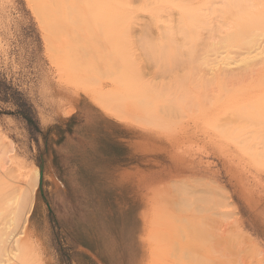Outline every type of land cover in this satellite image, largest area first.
<instances>
[{"label": "rangeland", "instance_id": "374dc122", "mask_svg": "<svg viewBox=\"0 0 264 264\" xmlns=\"http://www.w3.org/2000/svg\"><path fill=\"white\" fill-rule=\"evenodd\" d=\"M206 1L182 0L194 8L187 11L165 0H113L105 27L96 23L104 13L64 0L58 18L95 26L59 31L36 0H0V81L9 92L0 97V135L14 150L13 161L0 158V229L28 211L22 200L33 194L25 225L45 264H141L149 242L144 264H165L171 238L145 220L158 224L174 207L189 217L171 249L177 259L264 264V73L209 82L213 64L247 63L236 43L212 46L203 11L222 0ZM215 23L225 28L226 18ZM257 31L264 39V26ZM256 53L264 56V42ZM18 101L32 106L37 128Z\"/></svg>", "mask_w": 264, "mask_h": 264}, {"label": "bare ground", "instance_id": "6f19581e", "mask_svg": "<svg viewBox=\"0 0 264 264\" xmlns=\"http://www.w3.org/2000/svg\"><path fill=\"white\" fill-rule=\"evenodd\" d=\"M112 1L113 0H79V2H81L82 4H78L77 6L82 7L83 9H86V11H88L87 14H89L90 12L91 13H100L101 12V14L104 13V16L102 17L104 19L100 18L103 22H99L100 21V19H99V21H97L96 23L103 24L105 21L104 24H105V27H107V24L110 23L109 22L110 21L109 10L107 8H109V6H110V8L112 7ZM154 1L157 2L158 0H154ZM181 1L182 0H165L166 3H174L176 9L185 10V8H186L187 11H191V10L193 11L194 10V8H192L190 6L189 7L185 6L183 4V2H181ZM36 3H37V7L39 9V13L43 17V20L46 21V24L47 23L52 24L51 22L54 21L53 23L58 24L57 28H59V31L64 29V28L72 29L73 27H76V26H79L80 28H83V29H85L86 27H90V26L94 27L95 26L94 22L91 21L88 16L87 17L89 19H84V20L80 19V21H74L73 20L74 18H70L71 21H70V19L58 18L56 16V14L59 11L63 12L66 9V7L63 5V4H65L64 0H36ZM72 3L76 5L75 0H72ZM127 5L130 6L131 3L127 2ZM204 5L208 8V6H210V7L214 6V3L207 0L204 3ZM68 8L73 9L74 7L69 6ZM201 12L202 11L198 10V13H201ZM203 12H205L207 14L208 23L203 25L201 28H204L205 30L209 31V37H210L212 46L222 47L221 44L228 45L231 43H236L235 46H231V47L240 49L242 54H244V56H245L244 62L247 63L246 67H243L242 69H239V70H234V69H231L227 66H225V67H218L217 66V68H216V65L213 64L214 66L211 67L210 74H212L215 79H213L211 77V79H209L210 80L209 82H211L212 80L213 81L215 80V82L219 83L218 81H221V84H224L225 86H229V85L239 84L242 82L245 83L246 80L251 79L256 75H260V74L264 73V56H260L258 53H256L259 46L264 42V39L262 38L263 33H259L258 31L256 32V29L258 28V26H264V0H222L220 5L213 7L211 9H208V11H203ZM69 13L72 14V11H69ZM161 14H162V11L158 12L159 17L161 16ZM173 15H174V10L173 11L172 10L167 11V16H173ZM197 17L198 16L192 18V20H191L194 25L200 24V20L199 19L197 20ZM217 18H220V19L226 18L227 24H226L225 28L223 26L216 25L215 20ZM160 19L161 18H159V19L157 18L158 21H160ZM68 21H70V22H68ZM159 23L161 24L162 21ZM55 27H56V25L54 26V28ZM175 29H177V31H179L178 34L184 35V39L187 38L185 36L186 32L184 31V27H183L182 23L178 24ZM220 30H222V31L226 30V32L220 33ZM67 31L68 30H66V32ZM173 32H175V31H173ZM217 33H219L221 35V37L218 41L216 40V37H217L216 34ZM86 34H88V33H86ZM171 35H172V33H171ZM85 36H83V38ZM91 37H92V35H91ZM103 39L105 40L106 45H108V44L111 45V43L114 42L113 41L114 38L112 39L111 37H106V38L104 37ZM89 43H91V42L89 41ZM91 48H92V46H91ZM105 49H106V47H105ZM111 50H112V48H111ZM117 50H120V49H117ZM102 51H104V50H102ZM96 52H93V53H96ZM105 52L106 51H104V53ZM121 52H122V50H121ZM90 55H91V51H90ZM122 55L124 56V54H122ZM111 56L112 55H110V57ZM113 56H115V55H113ZM119 56H118V58H120ZM122 59L123 58H121V60ZM109 61H108V63H109ZM112 61H111V63H112ZM214 68H216V69H214ZM123 69H124V67H123ZM127 71L130 72L132 70L129 69ZM125 74L127 75V73H125ZM115 76H116V74H115ZM128 76H129V74H128ZM209 85H210V83H209ZM102 88H103V86H102ZM99 92H101V91H99ZM95 93H97V92H95ZM102 95H107V94L102 93ZM110 95H108V96H110ZM109 101H111V100H109ZM107 106H109L108 103H107ZM109 108H111V104H110ZM3 143H4V139L0 135V158L8 157V159L10 161H13L12 160L13 153H14L13 148L8 149L7 147L3 146ZM38 174L39 173H36L32 177L28 176L29 177L28 180H30L31 183L34 184V189L37 187L36 185L39 182ZM32 192H34V191H32ZM29 195H31V193H27L26 195H24V198L22 200V203H24V204H26L27 202L30 201V206H29L28 211H26V209H25L24 213H23L22 212L23 210H20L16 214V219L14 220L12 226L8 227L7 229H0V264H45L43 257L38 253L37 249L34 247L33 241L31 240V235L29 234L28 228L25 225L27 222L26 218H28V215L31 212V208H32V204H33L32 203L33 199L31 197L33 194L30 196L31 198H29ZM25 206L23 207V209L25 208ZM3 210H4V207L1 206V204H0V215H2ZM164 215L166 217H168L170 220L168 218H165V220L162 221V216H161V217H159L160 223L156 224L157 221L154 220L153 216H152V217H148V219H146L145 221H146V225L151 226V229L155 226L158 227V229L155 231L156 235L158 233H160V235H158V237L162 236L161 234H163V235L166 234V235H169L171 238L170 239L171 242L169 243V246H167L168 248L162 247V249L165 251L164 255H166L165 264H168L167 260H169V264H179V262L181 264H191L192 257L185 258V259H183V258L177 259V256L175 254L173 255L172 250H171L175 246L176 238H178L180 236H184L183 233L181 232V230H184L188 226L183 222H187L189 217H186L185 215L180 214L179 211L175 207L172 210H168V211L164 212ZM24 216L25 217L27 216V217L24 218ZM190 220H193V217H190ZM161 224H163V225H161ZM185 238H187V237H185ZM149 243H151V242H149ZM149 243L147 244L148 250L146 249L145 251L141 252L139 258H137V260H138L137 263L139 262L141 264L142 263L144 264L146 262H150V260L152 261L151 254L149 255L150 250L152 249V246ZM186 243L187 244L191 243V240L187 238ZM134 263H136V262H134Z\"/></svg>", "mask_w": 264, "mask_h": 264}, {"label": "trees", "instance_id": "16d2710c", "mask_svg": "<svg viewBox=\"0 0 264 264\" xmlns=\"http://www.w3.org/2000/svg\"><path fill=\"white\" fill-rule=\"evenodd\" d=\"M8 93L7 91L4 90L2 87V83L0 81V97L5 96V98H8ZM17 106L19 108L20 114L23 116V118L27 121V123L30 126L36 127L37 122L34 119V113H33V108L31 105H29L26 101H18Z\"/></svg>", "mask_w": 264, "mask_h": 264}, {"label": "water", "instance_id": "95a60500", "mask_svg": "<svg viewBox=\"0 0 264 264\" xmlns=\"http://www.w3.org/2000/svg\"><path fill=\"white\" fill-rule=\"evenodd\" d=\"M41 175H42V173H41ZM40 184H41V181H40Z\"/></svg>", "mask_w": 264, "mask_h": 264}]
</instances>
